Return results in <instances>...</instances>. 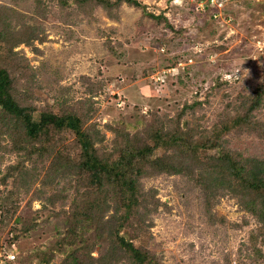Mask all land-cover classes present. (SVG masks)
I'll use <instances>...</instances> for the list:
<instances>
[{
	"label": "rangeland",
	"instance_id": "obj_1",
	"mask_svg": "<svg viewBox=\"0 0 264 264\" xmlns=\"http://www.w3.org/2000/svg\"><path fill=\"white\" fill-rule=\"evenodd\" d=\"M107 1L112 4L0 0V28L4 21L13 26L0 41V65L10 72L13 98L31 106L35 118L43 111L81 114L100 149L150 145L153 130L176 127L190 140L216 137L223 149L264 158V0H136L139 7ZM239 117L244 120L235 122ZM2 126L0 176L19 159L7 153L17 135H7ZM214 152L198 147L195 154L206 162ZM141 173L140 191L150 208L147 227L138 236L128 228L132 242L125 247L140 264H264L258 223L240 208V199L221 191L208 198L188 177L155 174L147 165ZM37 178L14 189V178L6 190L0 183V202L16 203V215L37 222L14 248L5 246L12 227L21 224L13 217L0 234L6 243L0 264L10 249L13 264L31 247L41 257L70 225L73 199L83 207L84 189L69 188L68 177L54 190ZM96 232L97 223L83 232L94 264L107 256L110 264H128L119 257L123 247L104 243ZM249 236L257 247H250Z\"/></svg>",
	"mask_w": 264,
	"mask_h": 264
},
{
	"label": "trees",
	"instance_id": "obj_2",
	"mask_svg": "<svg viewBox=\"0 0 264 264\" xmlns=\"http://www.w3.org/2000/svg\"><path fill=\"white\" fill-rule=\"evenodd\" d=\"M96 1L104 3L103 0ZM122 1L140 6L136 0H114L115 4ZM69 2L59 0L62 5H68ZM1 26L0 41L4 31L12 34L13 27L10 21H4ZM0 43L1 50L5 43ZM2 67L0 65V123L7 135H17L16 142L9 140L11 148L7 153L19 154V159L16 164L7 167V171L0 176V183L4 184L6 190L8 179L14 178L16 180L13 179L10 184V189H14L24 187L38 177L41 186H48L51 190L59 187L61 182H67L68 187L75 191L84 189L81 194L83 207L78 206L73 199V212L66 220L70 225L55 245L40 252L39 258H36L39 251L31 247V253L17 257L19 264L50 263L56 255L61 254L58 264H94L83 232L95 223L96 234L102 237L104 243L115 242L120 250L123 247L125 254L120 255V259L127 257L128 264H140L141 261L135 260L125 247H129L128 243L132 242L126 236L128 228L131 227L135 236H138L147 227L145 217L149 214V202L139 185V177L143 175L141 167L146 165L155 174L165 172L188 177L190 182L206 191L208 198L221 191L240 199V208L257 221L256 236L260 237L259 243L264 246V158L243 157L238 152L223 149L216 144L220 141L216 137L205 138L208 140L203 143L190 140L189 134L180 132L176 127L167 132L153 130L151 146L138 148L125 142L117 143L109 150L96 148L90 132L83 127L85 119L75 111L69 110L62 114L43 111L35 118L31 106L25 105L21 98H13L10 72ZM241 120L244 119L239 117L235 122L240 123ZM215 139L217 141L214 142ZM1 142L0 136V149L5 148ZM198 147L215 152L207 156L206 162H200L195 154ZM156 150L159 153L156 154ZM24 161H28L30 167L24 166ZM66 177L68 181L65 182ZM92 189H95L93 194ZM12 193L9 190L8 195ZM154 202L159 203L158 200ZM154 208H157L156 205ZM140 209H143V214H140ZM16 212V203L0 202V234H3L13 217L14 224L21 223L19 228L13 226L12 232L8 230V233H12L5 240L8 245L0 240V246L15 248L20 237L27 235L37 225L34 219H23ZM251 236L248 244L255 248L258 242ZM133 250L136 252L137 248ZM10 251L13 252V249ZM145 254L146 258H152L147 251ZM111 260L110 256L100 257L99 262L110 264ZM1 264H13V260L6 259Z\"/></svg>",
	"mask_w": 264,
	"mask_h": 264
},
{
	"label": "built area",
	"instance_id": "obj_3",
	"mask_svg": "<svg viewBox=\"0 0 264 264\" xmlns=\"http://www.w3.org/2000/svg\"><path fill=\"white\" fill-rule=\"evenodd\" d=\"M215 6H217V5H215ZM2 251V250H1ZM3 252V251H2ZM6 255H5V259H7V260H14L15 259V254H13V253H9V252H4ZM1 260H2V258H1Z\"/></svg>",
	"mask_w": 264,
	"mask_h": 264
}]
</instances>
